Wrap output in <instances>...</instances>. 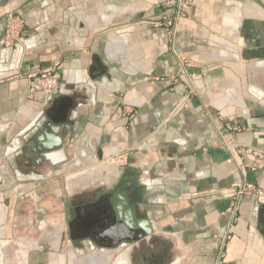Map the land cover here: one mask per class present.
I'll list each match as a JSON object with an SVG mask.
<instances>
[{"label": "crops", "instance_id": "0c3cea01", "mask_svg": "<svg viewBox=\"0 0 264 264\" xmlns=\"http://www.w3.org/2000/svg\"><path fill=\"white\" fill-rule=\"evenodd\" d=\"M164 1L0 0V264L24 252L23 264H212L228 230L230 264H264V199L244 197L233 220L221 195L243 178L264 191V158L224 148L264 152V0H194L176 41L205 68L191 83L154 80L178 70L166 31L149 24ZM9 11L18 45L4 37ZM57 63L55 93L26 102V74ZM49 120L61 148L25 170L14 140ZM119 157L123 167L73 182L71 170ZM120 175L131 179L125 219L150 233L82 256L59 234L65 196Z\"/></svg>", "mask_w": 264, "mask_h": 264}, {"label": "built area", "instance_id": "2783aa9c", "mask_svg": "<svg viewBox=\"0 0 264 264\" xmlns=\"http://www.w3.org/2000/svg\"><path fill=\"white\" fill-rule=\"evenodd\" d=\"M194 6V0H166L159 5L160 17L157 20L149 22L152 27L164 28L167 34L168 49L172 55L176 58L178 63L177 72L169 78L156 77L155 81H164L167 83H175L181 77L187 79L191 83L194 78L205 72V68L198 66L191 60L187 59L176 48L177 35L182 20L189 17L190 10ZM6 29L4 37L8 42L19 43L21 41L20 26L17 24L12 11H9L6 15ZM19 22V21H18ZM28 80V88L26 94V102L36 100L37 94L47 96L55 93L56 87L59 84L60 73L59 64H53L48 67L33 69L26 74ZM195 95V89L189 88L181 98L183 103L190 96ZM224 148L229 154L230 158L234 159V151L243 152L248 155H252L259 159L264 158V152L255 149L250 146H237L231 142H224ZM121 157V156H120ZM119 157L121 162V158ZM237 168L244 172L243 166L237 164ZM224 200L227 201L225 211L231 216V219H235V212L237 211L239 202L244 197H255L257 200L264 199V191L249 182L246 178L232 184L228 188L221 192ZM230 239V231L224 236L222 245L218 248L215 258L212 264H230L226 259L224 243Z\"/></svg>", "mask_w": 264, "mask_h": 264}, {"label": "flooded vegetation", "instance_id": "af4514ba", "mask_svg": "<svg viewBox=\"0 0 264 264\" xmlns=\"http://www.w3.org/2000/svg\"><path fill=\"white\" fill-rule=\"evenodd\" d=\"M24 132L21 137H16L14 140L20 146L15 160L20 162L19 166L25 170H37L46 164L38 165L37 160L40 158L32 154L31 141L34 131ZM129 184L131 179L126 175H120L105 179L91 178L85 185L74 188V191L65 196L64 208L68 215L61 226L60 237L65 234L73 249L82 256L104 255L110 252L98 245L110 243L116 238L124 237L125 234L120 227L112 226L108 208L114 200H120L123 214L128 215L124 213L123 206L128 200L124 191L131 189ZM130 195L132 196L131 192Z\"/></svg>", "mask_w": 264, "mask_h": 264}, {"label": "water", "instance_id": "95a60500", "mask_svg": "<svg viewBox=\"0 0 264 264\" xmlns=\"http://www.w3.org/2000/svg\"><path fill=\"white\" fill-rule=\"evenodd\" d=\"M15 45H18V43H15ZM54 133V128L51 126V121L49 120L43 123V125L39 129V132H37V134L34 136L33 142H36V151L38 153H43L42 157L37 161L42 162L46 158L45 153L61 148L62 140L60 138V135H56ZM32 149L35 150L34 148ZM129 192H131V190ZM121 205L122 202L120 200H114V202L110 205V208H108V210H110L109 218L112 226L120 227L125 235L124 237L116 238L110 243L103 245L99 244L98 247L110 250V252L104 253V255L113 254L120 249H125V251H128L129 249H131L130 247L134 242L150 233V228L145 226L140 232L138 231L136 234H134V232L137 230V225L132 223L130 220L128 221L127 219H125V215L122 212ZM130 216L131 214H129V218ZM122 223H124L125 225L123 226ZM143 224L145 225L144 221Z\"/></svg>", "mask_w": 264, "mask_h": 264}, {"label": "rangeland", "instance_id": "374dc122", "mask_svg": "<svg viewBox=\"0 0 264 264\" xmlns=\"http://www.w3.org/2000/svg\"><path fill=\"white\" fill-rule=\"evenodd\" d=\"M98 161H101V162H96L97 164H90V165H87L85 166L86 168L84 169H74V170H71L73 171L72 173H74L73 177H75V179L73 180L74 183L76 184H79L80 183V178L86 176V174H93V173H97L99 174V170H101V168L105 165L107 166H112V167H123L122 166V163H120V159L119 158H114V160H111V159H108V160H103V159H100ZM102 165V167L100 166ZM93 167V168H92ZM96 168V169H94ZM79 173V174H77ZM39 236V234H38ZM5 243L2 241L1 242V246L4 245ZM9 245V244H8ZM12 246V245H11ZM9 249V248H8ZM7 249V250H8ZM23 250V249H22ZM9 251V250H8ZM26 256L25 252L23 253L22 255V261L19 262L20 264H23L24 263V257ZM17 260L16 259H13V257L9 258V262H6V264H16Z\"/></svg>", "mask_w": 264, "mask_h": 264}, {"label": "bare ground", "instance_id": "6f19581e", "mask_svg": "<svg viewBox=\"0 0 264 264\" xmlns=\"http://www.w3.org/2000/svg\"><path fill=\"white\" fill-rule=\"evenodd\" d=\"M117 233H118V231H117ZM99 237V236H98Z\"/></svg>", "mask_w": 264, "mask_h": 264}]
</instances>
